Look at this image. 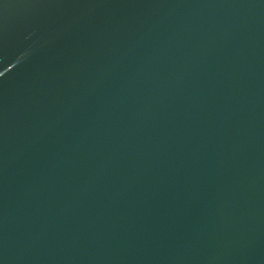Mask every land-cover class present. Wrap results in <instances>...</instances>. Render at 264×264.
I'll use <instances>...</instances> for the list:
<instances>
[{
	"label": "water",
	"instance_id": "water-1",
	"mask_svg": "<svg viewBox=\"0 0 264 264\" xmlns=\"http://www.w3.org/2000/svg\"><path fill=\"white\" fill-rule=\"evenodd\" d=\"M0 264H264V0H0Z\"/></svg>",
	"mask_w": 264,
	"mask_h": 264
}]
</instances>
